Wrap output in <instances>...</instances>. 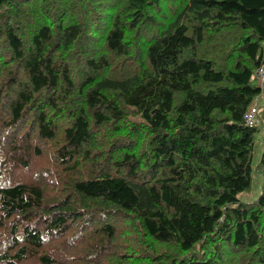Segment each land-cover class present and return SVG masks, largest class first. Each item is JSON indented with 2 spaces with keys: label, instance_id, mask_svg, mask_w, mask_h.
I'll use <instances>...</instances> for the list:
<instances>
[{
  "label": "trees",
  "instance_id": "16d2710c",
  "mask_svg": "<svg viewBox=\"0 0 264 264\" xmlns=\"http://www.w3.org/2000/svg\"><path fill=\"white\" fill-rule=\"evenodd\" d=\"M258 70L264 0H0V264H264Z\"/></svg>",
  "mask_w": 264,
  "mask_h": 264
},
{
  "label": "rangeland",
  "instance_id": "374dc122",
  "mask_svg": "<svg viewBox=\"0 0 264 264\" xmlns=\"http://www.w3.org/2000/svg\"><path fill=\"white\" fill-rule=\"evenodd\" d=\"M264 86L263 83L260 84V86ZM256 104L258 107L264 105V88L261 87V94L258 96L256 100ZM264 145V122L260 126L258 132L255 133L254 135V140H253V150H252V159H251V164L256 165L260 155L262 153V148ZM259 183H260V178L258 175H256L254 172L251 173V184L249 191L243 194H239V198L244 201V202H250L254 200L259 193Z\"/></svg>",
  "mask_w": 264,
  "mask_h": 264
},
{
  "label": "built area",
  "instance_id": "2783aa9c",
  "mask_svg": "<svg viewBox=\"0 0 264 264\" xmlns=\"http://www.w3.org/2000/svg\"><path fill=\"white\" fill-rule=\"evenodd\" d=\"M259 73V82L262 83V71L258 70ZM257 104L256 101L253 102V104L251 105V107H249V109L246 111V113L243 115V122L245 124V126L251 128L253 127L255 124H257Z\"/></svg>",
  "mask_w": 264,
  "mask_h": 264
}]
</instances>
